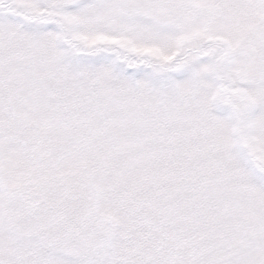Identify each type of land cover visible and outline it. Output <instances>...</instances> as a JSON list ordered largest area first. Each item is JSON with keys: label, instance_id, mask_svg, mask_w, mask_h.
<instances>
[{"label": "rangeland", "instance_id": "374dc122", "mask_svg": "<svg viewBox=\"0 0 264 264\" xmlns=\"http://www.w3.org/2000/svg\"><path fill=\"white\" fill-rule=\"evenodd\" d=\"M11 1L24 7L17 9V19L0 9V122L3 119L4 123H8H0V175L3 179V184L0 183V201L3 199L4 202V198L10 194L14 195L13 200L20 193L34 195L31 207L35 209V213H28L27 218H20V221H25L26 225L22 227L24 230L28 229L30 239L37 238L33 231L40 230L39 233L47 236V224L61 225V234H54L53 238L48 239L51 253L45 264H84L91 256H100L101 259H98L102 264H111L106 262L109 257L108 248L100 238L108 236L104 230L110 232L104 220L112 216L115 206L111 204V194L102 196L96 192L105 185L102 176L94 179V182L88 180L90 165H105L108 168L106 185L110 191L112 184L117 189L131 188L130 184L125 185V169L128 165L145 167L155 163L158 166L167 164L168 169L171 167V172H178L177 167L185 165L183 162L175 164L155 159L154 155L146 156L152 150L172 152L176 143L173 138L188 134L187 130L175 131L169 124L165 127L164 121L169 112L164 106L168 104V94L155 91L147 93L152 90L153 84H158V72L168 73V70L153 64L159 58L167 62L177 53H192L191 48L198 43L204 45L206 57L197 58L188 54L184 71L181 75H176V79L179 83L182 81L186 92L190 88L189 91L192 90L198 97H209L216 101L221 90V80L226 81L229 87H235L237 83L235 78L228 75L227 70L230 68L226 65L221 68L223 71L215 73L213 62L218 56L226 59L227 53L232 54V49L248 30L250 20L243 18L238 10L242 11L243 7L252 4L264 17V0H76L57 9L49 5V0H43V11L57 16L61 26L55 22H42L23 16V13L28 12L27 9L33 12L41 5L38 0ZM218 1L224 3L219 4ZM262 20L263 18L257 20L255 17L253 22L261 24ZM63 28L66 30L65 34ZM249 36L247 40L244 38L239 41L240 45L255 38L259 41L255 48L256 56L264 57V32L257 28ZM66 39L80 42L81 48L87 50L104 44L106 51L80 54ZM112 44L128 51V54L144 53L149 62L145 63L146 67L131 66L127 63L130 61L119 66V54L111 47ZM172 62L175 65L177 63ZM238 63L233 68L239 78L245 77L247 80L254 74L259 79H264L262 63L256 71L249 70V66L242 68L241 65L246 62L240 63L237 60L235 64ZM56 68L70 75L80 71V78L85 77L87 83L101 86L102 95L108 91L107 86L111 82L115 86L122 83L148 86L141 92L148 95L142 96H138L131 86L126 90L119 86L117 94L121 96L122 91L126 94L125 117L124 114L120 117L121 104L118 101L113 102L112 98L108 100V96L105 99L99 97L100 106L105 102L111 121H117L120 117L122 129H125L126 137L120 133L114 138L110 151L101 147L103 137L106 139L103 120L98 121L96 131L91 129L94 118L90 116V111L96 106L98 98L75 93V82L72 81L61 82L56 93H49L48 88L54 84L53 73L57 74L58 71ZM113 74L115 77H112ZM150 77L157 78L151 81ZM62 88L66 91L65 95L70 96L68 99L59 96ZM242 89L245 100L236 104L241 115L225 111L226 116H217L215 123L218 131L223 133L222 151L228 149L229 152V157L225 160L231 159L235 164L242 162L236 157L238 152L243 156L242 163L246 168L249 156L247 150L240 146V135L251 154L264 164V86L249 82ZM223 97L225 98V92ZM219 100L222 101V98ZM134 104L141 107L140 113L135 111ZM60 105L63 106L61 110ZM122 106H125L123 102ZM8 107L21 113L10 112ZM60 111L67 112L69 116L62 119L64 113L61 114ZM85 115L86 121L82 123ZM70 117L74 119L71 120ZM20 122V126L16 128L14 124ZM67 122L80 131L79 137H76L83 144V151H79L80 145L74 148L67 146L68 139H72L69 135L71 131L64 124ZM197 125L204 129L203 123ZM179 128L186 126L181 125ZM112 129L117 130V125L114 124ZM19 139L22 140L18 142ZM22 141L25 146L20 148ZM178 144H181L180 141ZM41 156V164L34 162ZM213 163L212 158L210 165L208 160L203 159L199 165L194 166L201 176L198 181L205 190L207 187H215L214 175L217 170ZM6 170L15 172L14 177H8ZM242 181L236 182L238 190L235 195L239 199L237 209L234 207L225 215L220 228L207 227L219 214L215 216V211L220 210L222 204L211 210L212 207L207 208L208 198H204L207 214L199 222L198 229L186 230V234H180V238L174 236V232L168 233L165 241L169 247L159 240V244L164 249H171L172 254H164V258L156 257L155 250L162 247L147 243L139 236L137 241H133L131 248L124 245L123 250L132 256L124 264H144L143 258H152L151 264H264V203H257L256 206L252 204L253 200L252 206H248L247 196L240 191L245 190L249 195L253 185L249 183L248 174L242 177ZM81 189L83 197L79 198ZM89 190L88 196L86 193ZM259 193L264 200V192ZM21 201L22 199L18 200L20 203ZM213 205L216 207L217 204ZM24 207L19 204L18 208L23 210ZM16 208L17 206L15 210ZM247 208L251 211H246ZM19 212L17 209L16 215ZM28 219H40V227L34 229ZM242 219L248 220L251 225L239 224ZM119 221L121 222L116 219V223ZM6 227L5 221L0 220V264H19L17 249L1 245L5 243V239L11 240ZM181 232L182 229L179 230ZM251 233L257 236L248 243ZM46 253L43 252V255L46 256Z\"/></svg>", "mask_w": 264, "mask_h": 264}]
</instances>
